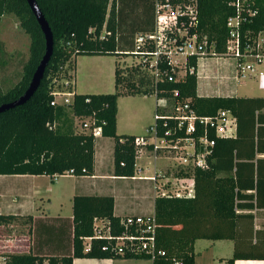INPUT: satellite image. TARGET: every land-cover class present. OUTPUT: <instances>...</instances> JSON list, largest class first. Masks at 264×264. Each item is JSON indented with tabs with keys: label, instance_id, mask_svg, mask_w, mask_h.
Segmentation results:
<instances>
[{
	"label": "trees",
	"instance_id": "trees-1",
	"mask_svg": "<svg viewBox=\"0 0 264 264\" xmlns=\"http://www.w3.org/2000/svg\"><path fill=\"white\" fill-rule=\"evenodd\" d=\"M154 1L37 0L51 27L54 50L31 98L0 113V175H56L69 170L76 176L93 175L97 137L74 130L68 107L75 117L94 116L97 125L102 126V136L114 138L115 175L134 176L137 135L117 134L118 99L121 95H151L155 89L158 98L176 102L189 100L198 115H216L219 110H230L237 120L236 135L222 138L211 131L210 138L216 139L214 153L209 168L195 170L194 197L158 196L155 199L157 245L164 254L154 258L140 254L118 255L101 249L106 243L103 239L94 240L91 250L85 251L83 237L93 234L95 218L108 219L113 232L118 234L122 217L114 214L115 200L111 195H76L71 255L10 253L6 264H73L74 257L148 258L153 264H195L196 239L211 235L204 233L201 226L187 228L184 222L197 224L210 218L233 222L235 252L227 259V264L244 257L239 243L243 242L246 232L240 219L252 222L253 214L239 210L264 207V157L258 156L264 153V97L199 96L198 57L191 56L183 78L159 80L156 88L148 77L134 78V73L144 69L141 63L123 69L117 62L114 92H75L70 104H52L60 79L72 80L66 64L73 58L79 55L136 56L135 35L154 29ZM230 1L197 0L199 31L216 41L219 53L226 50L227 20L236 13ZM256 8L257 14L241 27L243 40L252 41L264 31V0H256ZM10 13L17 15L20 26L30 37V54L23 64L20 79L11 87L0 86V105L17 100L26 92L46 52L44 33L27 0H0V26L3 16ZM6 54L0 36V69L8 63ZM122 86L127 87V92L121 90ZM14 218L12 214L0 213V223L8 224ZM250 228L253 230V226Z\"/></svg>",
	"mask_w": 264,
	"mask_h": 264
},
{
	"label": "built area",
	"instance_id": "built-area-1",
	"mask_svg": "<svg viewBox=\"0 0 264 264\" xmlns=\"http://www.w3.org/2000/svg\"><path fill=\"white\" fill-rule=\"evenodd\" d=\"M155 24L151 32H139L134 37L135 54L133 63H141L152 74L156 88L159 80L181 79L187 72L188 58L197 56L227 57L236 61L241 76L264 75L260 65L264 62V31L257 36L243 40L241 27L258 12L256 0H231L236 13L227 20L228 36L226 50L219 53L216 41L199 31V7L197 0H155ZM170 67L169 68L167 67ZM185 68V72L181 68ZM193 72V67H190ZM63 89V90H62ZM154 94L158 95L157 89ZM178 91H175V95ZM73 80L58 82L52 104H70L74 99ZM155 121L143 135L134 139L136 147V178L153 182L157 196L194 197L196 193L195 170L209 168L216 139L210 138L211 131L216 137H232L236 132L237 120L230 110H219L216 115H198L189 100L174 101L158 98ZM174 103L171 105V103ZM173 106V110H171ZM162 110V111H161ZM81 132L102 136V126L97 125L94 116L76 117ZM162 128V130H161ZM141 157L163 160L165 166L152 174H137L145 167L139 165ZM122 165L124 163L122 162ZM69 170L57 176L72 175ZM74 175V174H73ZM135 175L133 177H135ZM121 231L113 232L108 219L95 218L94 232L83 237L85 251L92 248V242L103 239L101 247L118 255L140 254L154 258L164 254L157 245L158 221L155 212L127 215L121 218Z\"/></svg>",
	"mask_w": 264,
	"mask_h": 264
},
{
	"label": "crops",
	"instance_id": "crops-1",
	"mask_svg": "<svg viewBox=\"0 0 264 264\" xmlns=\"http://www.w3.org/2000/svg\"><path fill=\"white\" fill-rule=\"evenodd\" d=\"M77 58L75 79L73 80L75 92H78L76 88ZM199 61L200 58L197 66V93L199 96H238L232 95L235 91L234 88H228L229 86L224 88L210 82L213 79L221 81L224 75L220 71L213 70L210 61H205L202 67L199 66ZM231 66L229 67L231 68ZM234 67L237 76L235 77L233 70L231 79L236 80L235 83L251 81L254 84L253 91L244 96L264 97V75L243 77L237 72L236 61ZM260 69L264 71V62L260 65ZM122 96L124 95H121L119 99ZM157 109L158 104L156 111ZM126 118L127 114L121 112L120 107H118V135L138 136L146 133L151 126V124L146 126L143 129L145 132L141 131L142 129L141 132L136 131L133 126L128 125ZM114 148L115 140L113 137L99 136L96 138L93 175H0V213L15 216L8 224L0 223V264H6V256L10 253L33 252L43 256L59 257L71 255L73 253V199L76 195H111L115 200L114 214L121 217L145 214L139 213L141 210H147L146 204L141 199L151 200V213L154 212L155 199L158 196L153 182L136 178V175L135 177L115 175ZM258 156L264 157V153L258 154ZM156 162H159L161 167L165 166L163 162ZM152 165L154 164H151L150 161L149 166L137 174L149 175L159 170L155 167L156 169L150 173ZM61 178L67 179L62 184L64 188H60L63 187L62 185L57 189L54 188ZM141 183L147 184L148 189H144V191L140 189L142 188L139 186ZM120 198L122 200L119 205ZM119 209L120 212H118ZM239 212L253 214V220L249 222L247 219L244 221L240 219L245 224L246 232L243 242L240 241L239 243L244 257L236 259L234 264H264V207L246 208L239 210ZM34 222H38L36 229L33 225ZM184 224L187 228L201 226L204 233L212 237L196 239L195 264H227V259L231 258L235 252L236 244L233 238L232 220L210 218L197 224L191 221L184 222ZM250 226H253V230ZM248 227L249 232H247ZM17 229L25 232L23 237L14 236ZM240 237L242 236L240 235ZM23 241L27 242V247L22 246ZM198 243H202V245L198 247ZM73 264H153V262L148 258L74 257Z\"/></svg>",
	"mask_w": 264,
	"mask_h": 264
},
{
	"label": "rangeland",
	"instance_id": "rangeland-1",
	"mask_svg": "<svg viewBox=\"0 0 264 264\" xmlns=\"http://www.w3.org/2000/svg\"><path fill=\"white\" fill-rule=\"evenodd\" d=\"M0 36L5 44V49L7 52L5 58L8 61V63L0 69V86L2 88H8L15 84L21 77L23 64L28 60L30 54V37L22 29V27L20 26L19 18L14 13L6 14L3 16L0 26ZM77 57L76 88L78 93L114 92L116 88L114 76L116 63L118 62L120 65L119 67L124 69L127 65H132L134 61V58L128 55H123L122 57H118L117 55H79ZM205 61H210V63L213 65V70L220 71L222 75H224L221 81L214 79L211 80L210 82H212L214 85H221L224 88L228 86V88H234L235 91L232 93V95L238 96H244L245 94H249L250 91H253L254 84L251 81H247L246 83H242L239 81L235 83L236 80L231 79V72L233 70L235 72V59L227 57L200 58L199 66L202 67ZM230 65H232L231 68L229 67ZM75 67V58H73L72 62L66 64V69L68 70V74L72 75V80L75 79ZM181 71L184 73L185 68H181ZM237 72L239 73L238 69ZM151 74L152 73L149 70L141 69L138 73H134L133 75H135L134 78L137 79L138 77L143 76L144 78L148 77L152 80ZM236 76L237 74L235 72V77ZM59 82H63V79H60ZM121 90L123 92H127V87L122 86ZM157 104L158 99L154 93L151 95L135 94L122 96L119 99L118 107H120L121 112H125L127 114L126 122H128V125L133 126L136 131H140L141 129V131H143L146 126H149L150 124L152 125L154 123V113L156 112ZM173 104L174 103L172 102L171 105ZM173 108L174 107L171 106V110H173ZM67 111L69 112V116L73 120L74 130L79 131V120L76 119V117L72 114L70 108L67 107ZM147 160H150L151 164H154L150 167V173H152V171L156 169L155 167L161 168V164L156 161L164 163L163 160H156L153 157H141L139 159V165H142L144 167L149 166L150 161ZM66 180V178H61L60 181L55 184L54 188H59ZM139 186L142 187L140 189H142L143 191L144 189H148L147 184L141 183L139 184ZM60 188H64V186ZM121 200L122 199L120 198V201L118 202L119 205L121 203ZM141 201L146 204L147 210H141L139 213H151V200L141 199ZM120 211L121 210L119 209L118 212ZM33 225L36 229L38 222H34ZM15 231L16 232L14 236L23 237V235L25 234V232L21 231L20 229H17ZM26 244L27 242H24L22 246L25 247ZM201 245L202 243H198V247H200Z\"/></svg>",
	"mask_w": 264,
	"mask_h": 264
},
{
	"label": "water",
	"instance_id": "water-1",
	"mask_svg": "<svg viewBox=\"0 0 264 264\" xmlns=\"http://www.w3.org/2000/svg\"><path fill=\"white\" fill-rule=\"evenodd\" d=\"M30 8L32 9L33 13L35 14L41 28L42 31L44 33L45 36V40H46V52L39 64V66L37 67L33 78L31 80V83L28 87V89L26 90V92L17 100L9 102V103H5L0 105V113L5 111L6 109L15 107L17 105L23 104L25 103L29 98H31V96L34 94V92L37 90V88L40 85L41 80L44 77L45 74V70L46 67L51 59V56L53 54V50H54V41H53V33L51 30V27L49 25V22L47 21V19L45 18V15L43 14L42 10L39 7V4L37 2V0H27Z\"/></svg>",
	"mask_w": 264,
	"mask_h": 264
}]
</instances>
